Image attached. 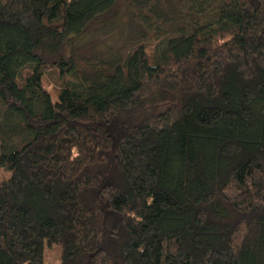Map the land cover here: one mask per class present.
<instances>
[{
	"label": "trees",
	"instance_id": "trees-1",
	"mask_svg": "<svg viewBox=\"0 0 264 264\" xmlns=\"http://www.w3.org/2000/svg\"><path fill=\"white\" fill-rule=\"evenodd\" d=\"M0 167V264H264V0H0Z\"/></svg>",
	"mask_w": 264,
	"mask_h": 264
},
{
	"label": "rangeland",
	"instance_id": "rangeland-1",
	"mask_svg": "<svg viewBox=\"0 0 264 264\" xmlns=\"http://www.w3.org/2000/svg\"><path fill=\"white\" fill-rule=\"evenodd\" d=\"M138 32V31H137ZM131 25L119 27V25L105 28L100 31L92 32L86 38V42H91L96 51L103 58H115L119 56L120 51L130 44L138 35ZM45 85L53 92V98L57 99V93L62 88V81L58 71L54 68L47 70L44 74ZM48 166L55 171L56 157H52ZM12 179V174L9 170L0 167V183H8ZM49 192V190H47ZM61 262V246L54 244L45 248L44 264H60Z\"/></svg>",
	"mask_w": 264,
	"mask_h": 264
}]
</instances>
